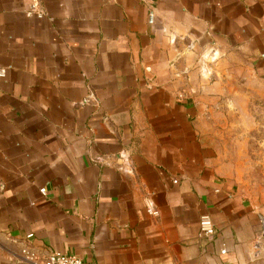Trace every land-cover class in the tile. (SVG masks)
I'll return each instance as SVG.
<instances>
[{
  "label": "crops",
  "instance_id": "1",
  "mask_svg": "<svg viewBox=\"0 0 264 264\" xmlns=\"http://www.w3.org/2000/svg\"><path fill=\"white\" fill-rule=\"evenodd\" d=\"M0 69V264L264 263V0H0Z\"/></svg>",
  "mask_w": 264,
  "mask_h": 264
},
{
  "label": "built area",
  "instance_id": "2",
  "mask_svg": "<svg viewBox=\"0 0 264 264\" xmlns=\"http://www.w3.org/2000/svg\"><path fill=\"white\" fill-rule=\"evenodd\" d=\"M30 11H34L40 17L42 16V10L38 8L36 3L30 5ZM4 73L3 69H0V75ZM118 168L124 170V167L119 164ZM41 193L45 192L44 188L40 189ZM150 214H156L153 209H148ZM261 228L256 236V244L264 243V214L261 215ZM215 234V227L211 217L208 214H203L198 219V236L202 238H211ZM32 234H27V238H30ZM11 264H85L78 257L74 255H67L61 252H52L45 256H39L34 250L28 247H22L19 252V257L15 262Z\"/></svg>",
  "mask_w": 264,
  "mask_h": 264
},
{
  "label": "rangeland",
  "instance_id": "3",
  "mask_svg": "<svg viewBox=\"0 0 264 264\" xmlns=\"http://www.w3.org/2000/svg\"><path fill=\"white\" fill-rule=\"evenodd\" d=\"M258 264H261V263H258ZM264 264V263H263Z\"/></svg>",
  "mask_w": 264,
  "mask_h": 264
}]
</instances>
